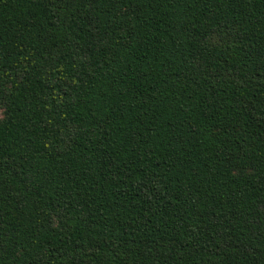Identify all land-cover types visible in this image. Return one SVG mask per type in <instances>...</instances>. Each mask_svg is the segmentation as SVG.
Returning a JSON list of instances; mask_svg holds the SVG:
<instances>
[{"label": "trees", "instance_id": "1", "mask_svg": "<svg viewBox=\"0 0 264 264\" xmlns=\"http://www.w3.org/2000/svg\"><path fill=\"white\" fill-rule=\"evenodd\" d=\"M0 264H264V0H0Z\"/></svg>", "mask_w": 264, "mask_h": 264}]
</instances>
